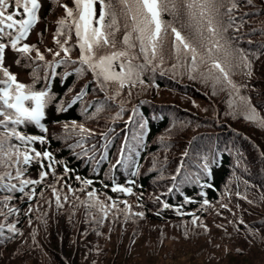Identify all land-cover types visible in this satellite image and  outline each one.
<instances>
[{"label": "snow or ice", "instance_id": "1", "mask_svg": "<svg viewBox=\"0 0 264 264\" xmlns=\"http://www.w3.org/2000/svg\"><path fill=\"white\" fill-rule=\"evenodd\" d=\"M49 2L57 12L62 9L63 15L56 20L52 33L54 47L45 46L41 51L28 41ZM260 4L264 5V0ZM249 7L256 8V0H71L70 4L68 0H0V247L24 237L18 226L21 215L27 217L29 228L34 223L38 225L29 232L30 250L43 248L38 239L39 226L47 225L50 211L72 220L82 208L88 226L82 234L104 236L102 229L108 226L109 239L117 225L126 230L129 223L138 224L145 218V212L135 211L127 199L136 196V207H144L143 193H136L135 188L143 187L136 178L146 148L144 137L150 132V120L132 101L134 95L158 88L157 76L186 78L210 89L211 97H224L225 117L242 118L264 131V112L247 94L255 63L264 57V41L253 47L251 37H264V27L243 31L248 18L260 14L241 11ZM40 36L42 39L43 33ZM245 41L248 47L242 46ZM10 53L15 57V66L30 70L31 83L22 82L19 74L12 71ZM72 77L86 83L78 91L70 86L62 96L58 95L55 85L67 84ZM236 77H240L239 82ZM77 107L81 120L55 122L63 130L58 139L77 158L92 165L96 176L102 166H108L105 175L110 182L101 179V188L95 187V179L80 175L74 177L79 186L73 187L69 181L74 170L49 150V109L64 114ZM101 120L105 125L99 131L87 126L90 121L99 125ZM119 121L123 122V136L113 158L111 149L116 146ZM29 126L39 134L29 133ZM170 138L171 133L159 137L162 147L167 148L166 140ZM190 156L188 150L183 153L176 174L171 176L174 183L154 197L160 205L156 215L173 210L180 217H191L193 228L207 233L209 229L201 216L184 209V205L197 201L185 197L174 206L162 199L179 191L175 181ZM217 159L215 155L205 158L201 168L207 170ZM242 160L237 153V168ZM164 163L154 158L150 171L159 172L163 178ZM34 166H38L36 178L30 175ZM59 166H63L62 175L57 172ZM121 169L127 173L123 184L116 176ZM234 183L235 190L226 185L221 193L223 200L234 196L255 205L257 200L249 199L248 182L243 181V191L239 177ZM201 187L214 188L207 183ZM200 196L198 211L206 212L212 204L206 192ZM257 199L264 203V192ZM17 201L26 202V210ZM221 207L231 212L228 203L221 202ZM241 225L250 235L256 234L242 219L234 223L235 230L239 231ZM183 227L187 236V225Z\"/></svg>", "mask_w": 264, "mask_h": 264}, {"label": "trees", "instance_id": "2", "mask_svg": "<svg viewBox=\"0 0 264 264\" xmlns=\"http://www.w3.org/2000/svg\"><path fill=\"white\" fill-rule=\"evenodd\" d=\"M256 4V8L241 9L242 12L260 13L248 18V26L243 31L251 32L253 28L259 30L264 27V5L260 4V0H256ZM52 7L49 2L46 15ZM251 38L253 47L264 41V37L260 35ZM242 46L248 47L246 41ZM236 79L240 81V77ZM83 83L86 81H76L72 77L67 84L57 83L54 91L62 96L68 87H74L78 91ZM155 83L159 85L158 88H151L139 96L134 95L132 101V104L139 106L144 118L150 120V132L144 137L146 148L141 155L140 175L136 178L138 185L143 186L136 188L143 193L144 207H134L135 211H144L145 218L138 224L129 223L126 230L117 225L109 239L108 226L102 229L104 236L98 237L94 232L82 234L88 227L84 223L82 208L72 220L67 215H57L50 211L47 225L39 226L38 239L43 248L30 250L29 232L38 225L34 223L29 228L27 217L21 216L18 226L24 232V237L0 247V264H264V203L257 199L264 192V156L261 155L264 152V131L255 129L242 118L225 117L224 97H211L210 89L198 83L186 78L177 80L167 76L155 77ZM249 88L250 92L247 94L253 97L257 108L264 112V57L255 63V73L249 81ZM74 94L70 93L67 99L70 100ZM132 104L127 107L130 108ZM127 118L125 114L124 119ZM73 119L81 120L78 107L64 114H57L54 108H50L46 124L50 132V126L56 121ZM104 125L105 121L101 120L99 125L90 121L87 126L99 131ZM116 127V146L111 149L113 158L123 136L120 132L123 122H117ZM27 131L39 134L32 126ZM62 131L59 130L57 138L50 137L55 155L62 158L74 172L95 179L96 182L101 179L110 182L105 175L108 166H102L100 175L96 176L92 165L77 158L58 139ZM169 133L171 138L166 140L168 146L164 148L159 137L168 136ZM186 150L191 152V156L184 160L185 166L175 181L179 191L162 199L174 206L180 205L185 197L197 201L184 205V209L188 212L195 211L201 216L209 229L207 233L202 228H193L191 217H180L173 210H163L162 215L157 216L160 205L154 198L146 197L148 192L155 195L166 192L174 183L171 176L176 174ZM237 153L243 156L239 168ZM213 155L218 159L210 163L207 170L202 169L203 160L211 159ZM154 158L166 161L163 164V178L159 172L150 171ZM116 176L123 184L127 173L121 169ZM237 177L240 178L241 191L243 181L248 182L249 199H256L255 205H249L234 196L230 200H223L221 193L226 185L235 190L234 182ZM205 183L214 188H202L201 184ZM201 192L207 193V199L212 204L206 212L198 211ZM254 192L255 196L252 194ZM220 202L228 203L231 212L222 207L214 211L213 206ZM60 218L63 219L64 228L61 238L56 237L51 228V224ZM241 219L255 235H250L243 225L239 231L235 230L234 223ZM185 224L187 236L183 227ZM218 225L223 227H217ZM61 240L66 250L64 255L59 250ZM98 249L102 250L99 254Z\"/></svg>", "mask_w": 264, "mask_h": 264}, {"label": "rangeland", "instance_id": "3", "mask_svg": "<svg viewBox=\"0 0 264 264\" xmlns=\"http://www.w3.org/2000/svg\"><path fill=\"white\" fill-rule=\"evenodd\" d=\"M69 4L71 3V0H68ZM48 9V5L45 6V9L43 11L42 17H41V22L36 26V28L33 30L30 38H29V43L32 44H37L41 51H44L45 46L47 47H54L53 42H52V33L55 31L56 29V20L63 15V10H59V12L56 11L55 6L53 5V7L51 8L49 14L46 15ZM49 10V9H48ZM43 33V38L41 39L40 34ZM51 57V56H49ZM14 55L13 54H9L8 57V63L9 65H12V71L15 73L19 74V79L24 82V83H31V77H30V70L24 68L23 66L21 67H17L13 64V60H14ZM63 123V122H61ZM90 128V126H88ZM62 130V128L60 127V124L55 123L53 126H50V132H49V137H53V138H57L58 136V132L59 130ZM33 134H38V133H33ZM37 148L40 149L41 151H43V147H41L40 145H37ZM54 148L52 147V145L50 144L49 146V150L55 153V150H53ZM57 159L64 161L62 158H58L56 156ZM65 163V162H64ZM66 164V163H65ZM37 169L38 166H34L33 169L30 172V175H32L33 178L37 177ZM63 166H59L57 168V172L58 174H63ZM75 175H80L82 177H86L85 175H81L77 172H74L72 174V179L69 181V183H71L73 185V187H78L79 185L76 183L75 181ZM95 187L97 188H101V184L100 182H96ZM135 192L136 193H141L140 190H137V188H135ZM47 196H51L50 192L46 193ZM108 195L110 196H115L116 194H113L111 192H108ZM156 195L154 193L148 192V194H146V197L148 199H153ZM123 198V197H122ZM127 199L129 200V202L135 207L138 203L136 196H131V197H127ZM17 203L19 204V206L21 207L22 210H26L27 208V203L26 202H21V201H17ZM121 207H123V205H121ZM221 208V202L214 205L213 206V210H220ZM79 212H81V210H79ZM22 217H24L23 215H21ZM63 219L60 218L58 220H55L52 224H51V228L53 229V233L56 237H62V233L64 231L63 228ZM62 244V240L61 243ZM59 250L61 252V254H66V250L62 245L59 246ZM74 250L72 251L73 254Z\"/></svg>", "mask_w": 264, "mask_h": 264}]
</instances>
